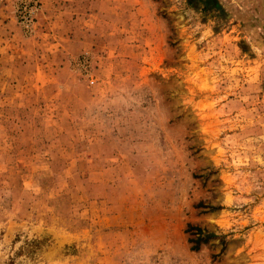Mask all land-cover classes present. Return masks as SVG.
Here are the masks:
<instances>
[{
    "label": "rangeland",
    "instance_id": "obj_1",
    "mask_svg": "<svg viewBox=\"0 0 264 264\" xmlns=\"http://www.w3.org/2000/svg\"><path fill=\"white\" fill-rule=\"evenodd\" d=\"M219 1L0 0V264H264V0Z\"/></svg>",
    "mask_w": 264,
    "mask_h": 264
},
{
    "label": "trees",
    "instance_id": "obj_2",
    "mask_svg": "<svg viewBox=\"0 0 264 264\" xmlns=\"http://www.w3.org/2000/svg\"><path fill=\"white\" fill-rule=\"evenodd\" d=\"M188 2L193 7L199 6V9L202 10V12L209 15H217L221 18L227 16L225 9L219 0H203L202 4H199L197 0H188ZM186 232L192 236L189 241L193 244V250H199L202 244H206L209 240L219 237L215 233L207 232L202 228L193 225H188ZM221 239H223L224 242V238Z\"/></svg>",
    "mask_w": 264,
    "mask_h": 264
}]
</instances>
